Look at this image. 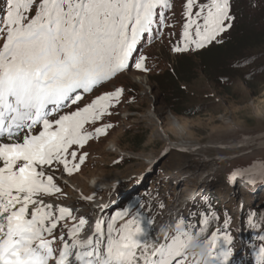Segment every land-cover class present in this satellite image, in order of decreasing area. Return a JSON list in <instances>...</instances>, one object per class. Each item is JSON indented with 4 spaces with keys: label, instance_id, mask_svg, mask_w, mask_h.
Returning <instances> with one entry per match:
<instances>
[{
    "label": "snow or ice",
    "instance_id": "snow-or-ice-1",
    "mask_svg": "<svg viewBox=\"0 0 264 264\" xmlns=\"http://www.w3.org/2000/svg\"><path fill=\"white\" fill-rule=\"evenodd\" d=\"M4 2L6 7L0 9V264H201L195 255L189 261L188 246L193 237L206 232L211 219H218L215 211H201L199 227L180 217L172 235L142 243L139 237L145 229L139 211L101 215L85 236L88 218L74 215L78 210L72 207L46 202L62 194L57 179L72 176L83 165L87 154H78L76 148L82 149L94 135L111 127L88 131L86 125L101 120L119 103L124 90L104 92L81 107L84 94L132 67L150 70L139 49L166 26L171 0ZM183 17L182 46L172 49L177 53L222 43L220 37L236 20L232 0H185ZM238 175L252 183L264 182V162L233 170L230 181L234 183ZM196 215L190 212L191 217ZM125 216L131 218L117 227L116 221ZM67 220L75 223H62ZM224 224L228 225L227 219ZM220 231L206 239L211 247L209 264H229L233 255L228 247L231 237L218 235ZM256 259L264 264V248Z\"/></svg>",
    "mask_w": 264,
    "mask_h": 264
},
{
    "label": "rangeland",
    "instance_id": "rangeland-1",
    "mask_svg": "<svg viewBox=\"0 0 264 264\" xmlns=\"http://www.w3.org/2000/svg\"><path fill=\"white\" fill-rule=\"evenodd\" d=\"M242 1L232 3L235 23L220 39L239 37L245 29L248 6ZM171 3L166 26L157 38H146L139 49L138 55L147 57L150 70L132 67L84 97L81 107L104 92L124 90L119 103L101 120L86 125L88 131L111 127L94 135L82 149L76 148L78 154H87L83 165L72 176L57 179L62 194L47 201L77 209V217H81L80 211H89L82 216L89 221L101 215L115 217L129 209L139 211L145 242L163 237L161 227L170 229L180 217L199 227V213L215 211L218 219H211L198 238L206 240L220 229L218 235L231 237L229 264H257V253L264 248V182L252 183L238 175L233 183L229 177L237 168L264 162V81L254 83L252 91L243 85L240 73L234 77L239 69L226 63L213 75L200 63L199 54L214 43L195 52L172 51L182 46L185 0ZM5 7L0 0V9ZM176 63L187 83L176 82L172 71ZM244 72L252 78L247 80L251 85L256 75ZM224 74L232 81L223 86L220 81L225 79L218 76ZM227 90L229 94L224 93ZM75 181L87 188L86 197L72 183ZM75 196L81 200L69 204ZM102 206H107L103 212ZM190 212L197 215L191 217ZM130 218L118 219L117 227ZM188 259H193L190 254Z\"/></svg>",
    "mask_w": 264,
    "mask_h": 264
},
{
    "label": "trees",
    "instance_id": "trees-1",
    "mask_svg": "<svg viewBox=\"0 0 264 264\" xmlns=\"http://www.w3.org/2000/svg\"><path fill=\"white\" fill-rule=\"evenodd\" d=\"M236 1L237 0H232V3H236ZM244 1H246L248 6V21L246 20V24H243L245 29L242 31L240 36L237 37V35H235V38H228L227 40H225L226 38H222V43H214V46H210L212 47L211 49L199 54V60L200 63L203 62L201 64L205 65L207 69H209L208 71H212L213 75H216V72H218L222 66L224 67L225 63L231 69H239L235 71L236 74L234 72V77L238 76L240 73L242 76L241 79H243V85L252 91H255L256 85L253 84H260L264 81V0ZM253 5L256 6L253 7ZM245 58L251 59L246 60ZM172 71L175 79H177V83L188 82V79L184 78L182 74L184 72L179 70L177 63L174 65ZM244 71L256 75L257 79H254V82H252L251 85L247 80L252 78L246 77ZM208 75L211 76L210 74ZM218 77L225 79V81H220V85L223 86L224 84L229 82L231 83L232 81V77L228 74ZM224 93L229 94L230 91L227 90L224 91Z\"/></svg>",
    "mask_w": 264,
    "mask_h": 264
},
{
    "label": "clouds",
    "instance_id": "clouds-1",
    "mask_svg": "<svg viewBox=\"0 0 264 264\" xmlns=\"http://www.w3.org/2000/svg\"><path fill=\"white\" fill-rule=\"evenodd\" d=\"M161 233L169 235L170 232L175 231V225H172L170 229H164L161 227ZM188 253L195 255L201 262V264H209V257L211 255V247L207 240H201L198 237H193L190 245L188 246Z\"/></svg>",
    "mask_w": 264,
    "mask_h": 264
},
{
    "label": "bare ground",
    "instance_id": "bare-ground-1",
    "mask_svg": "<svg viewBox=\"0 0 264 264\" xmlns=\"http://www.w3.org/2000/svg\"><path fill=\"white\" fill-rule=\"evenodd\" d=\"M64 181V180H63ZM74 185H76V187L81 191V193L84 195V197H86L87 196V194L89 193V191L87 190V188L86 187H83V186H81L79 183H77L76 181L75 182H72ZM83 197V198H84ZM81 199H80V197H73L71 200H67L68 202H69V204L70 203H73V202H79ZM46 202H49V201H46ZM51 203H53V202H51ZM56 203V202H55ZM65 203H67V202H65ZM68 204V203H67ZM73 205V204H72ZM67 206V205H66ZM71 207V206H70ZM97 207H100V205L99 206H97ZM81 216H84V215H88L89 214V211H85V210H82V211H80V213H79ZM94 221H95V219L93 218V220H90L89 221V224L85 227V231H84V233H83V235H88V234H90V229H91V227L93 226V223H94ZM141 237H142V234L140 235V237H139V239L141 240V242L142 243H145V236L141 239ZM149 238V237H148ZM149 241V240H148Z\"/></svg>",
    "mask_w": 264,
    "mask_h": 264
}]
</instances>
